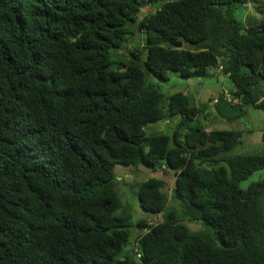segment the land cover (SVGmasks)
I'll return each mask as SVG.
<instances>
[{"label":"trees","instance_id":"trees-1","mask_svg":"<svg viewBox=\"0 0 264 264\" xmlns=\"http://www.w3.org/2000/svg\"><path fill=\"white\" fill-rule=\"evenodd\" d=\"M247 1L0 0V264H264V178L239 185L264 168V125L261 154L232 153L240 130L189 125L188 93L164 105L151 79L219 69L264 111V3L243 23L233 9ZM137 30L118 69L112 53ZM117 164L168 175L180 205L153 175L134 193L162 218L132 222Z\"/></svg>","mask_w":264,"mask_h":264},{"label":"rangeland","instance_id":"rangeland-1","mask_svg":"<svg viewBox=\"0 0 264 264\" xmlns=\"http://www.w3.org/2000/svg\"><path fill=\"white\" fill-rule=\"evenodd\" d=\"M264 3V0H248L245 4H240L234 7L233 16L235 19L243 23H248L260 17L255 11V5ZM146 11L139 13L142 16ZM143 43V33L137 30L135 34L124 44L122 49H115L112 53V60L119 61L118 66L123 65L121 62L130 59V50L137 46L138 43ZM139 46V44H138ZM144 57V52L140 54ZM113 66H115L113 64ZM122 67V66H121ZM215 71V70H214ZM167 80H157L151 77L152 81L158 86L159 91L163 94L164 105L167 102V96L174 92L188 93L190 100L198 108L196 117L189 121L191 126L201 125L207 129H235L240 130V141L231 151L232 153H253L261 154L263 151L262 128L264 125V111L252 104H245L239 101L232 103L223 97L222 91L230 90L232 87L228 76L216 70L214 74L199 78L196 75L183 76L179 71L171 70L167 73ZM221 97V98H219ZM217 98V101H216ZM166 109V108H165ZM169 118V117H168ZM179 116H173L168 120H159L157 122L147 124L144 129L146 133L162 131L169 133L174 124L178 121ZM172 126V128H171ZM114 174L116 176V185L119 197L122 201L123 208L132 215V222L138 218H144L150 222L161 220L162 214H155L151 211L142 209L138 204V199L135 195V184L147 179L151 176H161L164 178L163 191L168 197V203L172 205H180L179 202L171 198L173 181L168 175L153 172L146 167H136L129 165H115ZM264 178V168L255 170L248 178L240 182L241 188H246L251 182L258 181ZM264 201V194H263ZM119 212L117 211L116 214ZM191 230H201L204 228L200 220H185L183 221ZM137 227L132 228V235L128 242L124 245V252L130 249L138 248L134 242V236L137 232Z\"/></svg>","mask_w":264,"mask_h":264},{"label":"built area","instance_id":"built-area-1","mask_svg":"<svg viewBox=\"0 0 264 264\" xmlns=\"http://www.w3.org/2000/svg\"><path fill=\"white\" fill-rule=\"evenodd\" d=\"M222 93H223V97H224L225 100L231 101L232 103H237L238 102V98L237 97H233L229 90L225 89V90L222 91ZM137 256H139V254H137Z\"/></svg>","mask_w":264,"mask_h":264},{"label":"water","instance_id":"water-1","mask_svg":"<svg viewBox=\"0 0 264 264\" xmlns=\"http://www.w3.org/2000/svg\"><path fill=\"white\" fill-rule=\"evenodd\" d=\"M172 45L176 46V47H181L182 46V41L172 42ZM121 66H118V69H121L123 67V66L122 67Z\"/></svg>","mask_w":264,"mask_h":264},{"label":"crops","instance_id":"crops-1","mask_svg":"<svg viewBox=\"0 0 264 264\" xmlns=\"http://www.w3.org/2000/svg\"><path fill=\"white\" fill-rule=\"evenodd\" d=\"M218 71H220L219 69H217ZM216 101H217V98H216Z\"/></svg>","mask_w":264,"mask_h":264}]
</instances>
